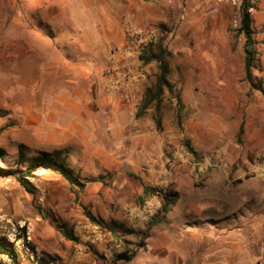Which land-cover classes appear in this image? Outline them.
Here are the masks:
<instances>
[{"label":"rangeland","instance_id":"obj_1","mask_svg":"<svg viewBox=\"0 0 264 264\" xmlns=\"http://www.w3.org/2000/svg\"><path fill=\"white\" fill-rule=\"evenodd\" d=\"M0 1V32L12 33L9 42L0 33L4 65L18 46L14 35L23 17L16 15L20 25L8 21L10 4ZM242 1H105L120 32L119 44L107 48L105 92L126 107L127 125L120 145L125 161L112 173L90 157L84 133L35 130L0 94V236L16 253L14 261L0 256V264H264V97L244 77V37L237 32ZM249 1L258 53L253 76L264 86V0ZM55 3L69 6L63 27H84L81 0ZM89 22L88 28L98 23ZM32 26L51 29L37 19ZM162 49L173 93L164 91L144 110L159 68L140 56ZM6 87L17 84L1 87L3 95ZM136 130L150 139L144 151ZM55 151L86 182L83 189L39 170L28 179L30 193L5 174ZM165 191L178 198L162 216ZM124 251L134 258L117 260Z\"/></svg>","mask_w":264,"mask_h":264},{"label":"crops","instance_id":"obj_2","mask_svg":"<svg viewBox=\"0 0 264 264\" xmlns=\"http://www.w3.org/2000/svg\"><path fill=\"white\" fill-rule=\"evenodd\" d=\"M81 1L87 14L86 20L80 19L84 27H74L72 23L63 27L64 21L67 24L71 18L69 6L64 8L56 0H7L13 12L8 21L17 25L19 15L23 24L22 31L14 35L16 51H8L6 63L0 65V94L13 100L12 112L24 113L35 130L75 136L84 133L91 141L90 157L101 164L104 172L112 173L125 161L120 145L127 128L121 118L126 107L105 92L109 79L104 74V61L107 48L120 42L119 25L108 15L106 0ZM105 18L111 24L102 22ZM32 19L51 25V29L33 27ZM91 19L98 23L88 28L86 24ZM1 34L3 41L11 40L12 33L7 28ZM11 83L17 84V89L6 87L3 95L1 87ZM106 111L108 118L103 123L101 116ZM138 131L132 133L138 139L137 148L144 151L150 139Z\"/></svg>","mask_w":264,"mask_h":264},{"label":"trees","instance_id":"obj_3","mask_svg":"<svg viewBox=\"0 0 264 264\" xmlns=\"http://www.w3.org/2000/svg\"><path fill=\"white\" fill-rule=\"evenodd\" d=\"M253 5L249 0H243L239 11V28L238 33L244 37L243 52H244V77L249 83L252 90L259 92L264 97V87L261 80H255L253 71L256 68L255 62L258 61V53L256 50V42L254 39V30L252 29V20L250 10ZM144 64H148L152 61L158 63L159 74L156 78L154 86V92L149 96V100L144 104L143 109H147L152 102L159 103L164 91H167L170 95L173 93V87L167 79L168 66L165 59V51L160 50L159 54L145 52L140 56ZM61 151H55L52 153H41L39 156L31 160L24 171H6V175L16 176L19 184L28 192L34 193L35 188L28 180L32 175L39 170L51 171L58 174L69 184L77 186L83 189L85 183H80L78 177L74 175L72 169L68 166L66 159L61 156ZM19 159L24 160L22 151H19ZM103 176H99L97 181L103 180ZM93 179L88 180L91 182ZM152 188H145L144 193H151ZM161 206L160 212L162 215L167 214L171 207L177 201L178 195L175 192L165 191L161 192ZM0 256L7 257L9 260L14 261L16 253L14 246L7 241L6 238L0 236ZM135 256V252L129 253L124 251L116 255L117 260H123L126 262L131 261Z\"/></svg>","mask_w":264,"mask_h":264}]
</instances>
